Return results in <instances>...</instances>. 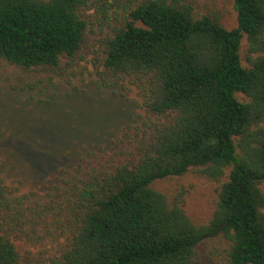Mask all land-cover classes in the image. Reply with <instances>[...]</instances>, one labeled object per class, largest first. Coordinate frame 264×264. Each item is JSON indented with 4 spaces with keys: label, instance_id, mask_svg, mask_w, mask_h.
I'll return each mask as SVG.
<instances>
[{
    "label": "trees",
    "instance_id": "trees-1",
    "mask_svg": "<svg viewBox=\"0 0 264 264\" xmlns=\"http://www.w3.org/2000/svg\"><path fill=\"white\" fill-rule=\"evenodd\" d=\"M232 1L228 29L193 0H0V61L62 75L99 30L96 61L137 82L141 111L115 156L80 155L44 196L0 179V264H195L205 241L264 264V0ZM189 170L220 182L202 223L152 185Z\"/></svg>",
    "mask_w": 264,
    "mask_h": 264
},
{
    "label": "rangeland",
    "instance_id": "rangeland-1",
    "mask_svg": "<svg viewBox=\"0 0 264 264\" xmlns=\"http://www.w3.org/2000/svg\"><path fill=\"white\" fill-rule=\"evenodd\" d=\"M193 1L197 14H214L228 29L237 25L232 0ZM101 37L99 30H88L77 63L62 75L25 72L0 61V179L16 193L35 191L44 196L62 169L70 170L87 152L115 156L124 128L141 113L137 82L104 74L96 61ZM240 54L246 65V36ZM47 136L71 140L70 145L65 142L70 148H47ZM31 139L41 142L35 144ZM152 185L168 197L183 192L185 211L193 221L202 223L212 213L220 182L189 170ZM260 187L264 192V180ZM18 246L21 253L39 249V245ZM225 248L222 241L202 242L197 246L195 264H225Z\"/></svg>",
    "mask_w": 264,
    "mask_h": 264
}]
</instances>
